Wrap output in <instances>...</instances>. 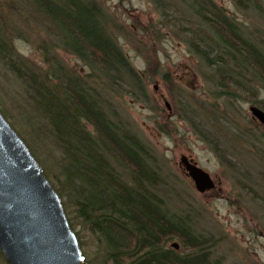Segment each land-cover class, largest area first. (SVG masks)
I'll return each instance as SVG.
<instances>
[{
    "label": "rangeland",
    "instance_id": "obj_1",
    "mask_svg": "<svg viewBox=\"0 0 264 264\" xmlns=\"http://www.w3.org/2000/svg\"><path fill=\"white\" fill-rule=\"evenodd\" d=\"M89 1L106 15L138 80L101 74L98 80L85 78L99 72L61 48L31 0H0L1 35L30 65L41 70L64 65L85 78V89L113 126L134 135L147 151L145 160L157 175V192L170 217L183 215L197 235L211 237L215 260L264 264V128L250 112L252 106L264 107L262 83L246 64L229 63L220 70V64L209 67L199 58L190 40L196 36L197 43L211 45L216 36L183 0ZM214 1L264 53V17L252 2L239 9L232 0ZM223 75L232 78L233 87H222ZM18 92L19 80L0 64V110L54 170L51 154L29 132V123L40 118L21 103ZM182 156L209 172L213 191H195L180 167ZM116 168L129 177L122 165ZM86 240V254L93 258L98 249L91 238ZM0 264H6L3 256Z\"/></svg>",
    "mask_w": 264,
    "mask_h": 264
},
{
    "label": "trees",
    "instance_id": "obj_2",
    "mask_svg": "<svg viewBox=\"0 0 264 264\" xmlns=\"http://www.w3.org/2000/svg\"><path fill=\"white\" fill-rule=\"evenodd\" d=\"M31 1L41 19L47 21L49 33L60 38L61 48L94 73L99 72L85 78L95 80L101 74L109 79L122 76L138 80L96 3ZM232 1L239 9L252 2L254 10L264 17V0ZM183 3L216 36V45L197 43L196 36L190 40L199 58L209 67L220 64V70L229 63L246 64L264 89V53L246 39L238 21L214 0ZM1 34L0 64L19 80L21 103L40 118L39 122L29 121V132L36 145L51 154L55 171L30 149L62 197L86 260L90 264H220L213 257L211 237L197 235L183 215L170 217L157 192V175L145 160L147 151L134 135L113 126L94 101V94L85 89V78L64 65L53 70L30 65ZM227 83L234 86L232 78L223 75L220 84L228 89ZM116 165L126 168L129 177L118 172ZM87 238L98 249L93 258L85 251ZM172 242L179 245L178 251Z\"/></svg>",
    "mask_w": 264,
    "mask_h": 264
},
{
    "label": "water",
    "instance_id": "obj_3",
    "mask_svg": "<svg viewBox=\"0 0 264 264\" xmlns=\"http://www.w3.org/2000/svg\"><path fill=\"white\" fill-rule=\"evenodd\" d=\"M250 112L264 127V112L258 107H251ZM180 167L193 181L195 191L206 194L215 189L210 174L186 156L181 157ZM0 253L6 264H90L62 197L1 111Z\"/></svg>",
    "mask_w": 264,
    "mask_h": 264
},
{
    "label": "flooded vegetation",
    "instance_id": "obj_4",
    "mask_svg": "<svg viewBox=\"0 0 264 264\" xmlns=\"http://www.w3.org/2000/svg\"><path fill=\"white\" fill-rule=\"evenodd\" d=\"M262 88H263V87H262ZM262 91L264 92V89H262ZM254 107H256V108L258 107L261 111L264 112V107H262V106H258V105H257V106H254ZM253 120H254V119H253ZM255 122H256V121H255ZM257 123H258V122H257Z\"/></svg>",
    "mask_w": 264,
    "mask_h": 264
}]
</instances>
